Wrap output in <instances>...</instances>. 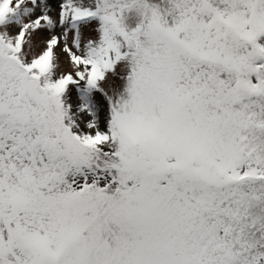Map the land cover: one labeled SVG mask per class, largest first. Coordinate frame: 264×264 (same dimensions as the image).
<instances>
[{"label":"snow or ice","instance_id":"snow-or-ice-1","mask_svg":"<svg viewBox=\"0 0 264 264\" xmlns=\"http://www.w3.org/2000/svg\"><path fill=\"white\" fill-rule=\"evenodd\" d=\"M0 264H264V0H0Z\"/></svg>","mask_w":264,"mask_h":264}]
</instances>
